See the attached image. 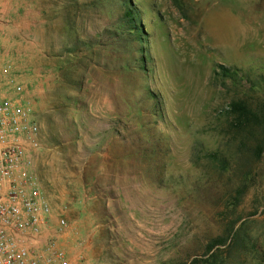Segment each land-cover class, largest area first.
I'll use <instances>...</instances> for the list:
<instances>
[{
    "label": "rangeland",
    "instance_id": "1",
    "mask_svg": "<svg viewBox=\"0 0 264 264\" xmlns=\"http://www.w3.org/2000/svg\"><path fill=\"white\" fill-rule=\"evenodd\" d=\"M132 2L141 50L119 27L122 0H0V65L39 126L30 166L47 232L66 219L57 246L76 264H177L201 251L215 215L191 159L216 145L212 68L264 71V0ZM261 169L245 213L264 195V158Z\"/></svg>",
    "mask_w": 264,
    "mask_h": 264
},
{
    "label": "trees",
    "instance_id": "2",
    "mask_svg": "<svg viewBox=\"0 0 264 264\" xmlns=\"http://www.w3.org/2000/svg\"><path fill=\"white\" fill-rule=\"evenodd\" d=\"M119 27L144 42L141 10L132 0H122ZM123 33V31H120ZM138 67H143L142 62ZM223 104L207 117L214 134V148L199 146L202 154L191 161L199 165L203 183L194 191L203 197L199 207L210 208L215 223L202 249L177 264H264V195L248 213L240 209L250 186L257 182L264 158V71L253 74L234 65L218 63L212 68Z\"/></svg>",
    "mask_w": 264,
    "mask_h": 264
},
{
    "label": "built area",
    "instance_id": "3",
    "mask_svg": "<svg viewBox=\"0 0 264 264\" xmlns=\"http://www.w3.org/2000/svg\"><path fill=\"white\" fill-rule=\"evenodd\" d=\"M0 85V264H76L57 246L68 226L52 215L31 165L41 145L39 126L23 86L1 69Z\"/></svg>",
    "mask_w": 264,
    "mask_h": 264
},
{
    "label": "crops",
    "instance_id": "4",
    "mask_svg": "<svg viewBox=\"0 0 264 264\" xmlns=\"http://www.w3.org/2000/svg\"><path fill=\"white\" fill-rule=\"evenodd\" d=\"M9 43H6L5 41H4V39H1L0 38V49H4V51H7L8 49L6 48V46L8 45ZM25 46V45H24ZM19 51H23V55L25 56V54H26V51H25V48H21V50H19ZM24 59V58H23ZM1 60V59H0ZM1 69H2V67H1V65H0V77L2 76V74H1ZM19 70V69H18ZM18 76H23V74H19L18 73ZM1 85V84H0Z\"/></svg>",
    "mask_w": 264,
    "mask_h": 264
}]
</instances>
